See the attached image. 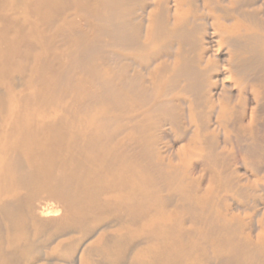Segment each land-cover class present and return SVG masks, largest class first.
Returning <instances> with one entry per match:
<instances>
[{"label":"bare ground","instance_id":"6f19581e","mask_svg":"<svg viewBox=\"0 0 264 264\" xmlns=\"http://www.w3.org/2000/svg\"><path fill=\"white\" fill-rule=\"evenodd\" d=\"M262 6L0 0V264H264L258 139L246 175L217 137L257 89Z\"/></svg>","mask_w":264,"mask_h":264},{"label":"rangeland","instance_id":"374dc122","mask_svg":"<svg viewBox=\"0 0 264 264\" xmlns=\"http://www.w3.org/2000/svg\"><path fill=\"white\" fill-rule=\"evenodd\" d=\"M264 7L262 6V13L260 14V17L263 18L264 20ZM210 21V19H208ZM197 22H202L203 20H196ZM242 23L245 26H252L251 21L249 20H245L242 21ZM207 27L210 29L209 24L207 25ZM223 52H225V49H223ZM247 78H250L249 80H251L253 83L251 84H255V87L257 88L256 90L253 89V92H251L248 97L249 100L248 104L246 105L247 109V117L246 120H244L242 122V128L240 127H235L232 128L230 126H228V124H223L222 127L219 129L217 137L220 141H222L223 139H226L227 142L225 143H221V146H224V150L223 152L225 153V155H229L231 159V167L232 168H238L240 174H246L249 175L250 171H249V167H247L245 165V161L242 159V152H244L246 150V148L248 147V145H250L249 143L252 141L251 138L252 137H257L258 141L257 143L255 142V146L259 145L257 147V149L259 150L260 154L262 155L260 157V160L262 159V161H264V93H261L259 95V99L257 100V110L255 111V113H253V120L251 122V124H248L249 118L248 116L251 113V109L252 107L256 106V103L253 101V94L258 91H261L262 89H264V64L263 67H257L256 69H251L249 70V72L246 74ZM240 78V77H239ZM260 86V87H259ZM216 88V89H215ZM220 88V83L217 84L216 87H214V91H218ZM251 96V97H250ZM251 106V107H250ZM240 109V108H239ZM240 111V110H239ZM239 115V112H238ZM215 120L214 114H212V122ZM245 126H247L248 128H245ZM172 147L174 149L178 148V146H182V144H185V141L182 140H176L174 142L171 143ZM218 150H222L221 148H218ZM198 152H202V151H198ZM203 154V152H202ZM199 156H196L195 158L191 159L192 160V164H195L196 167H200L201 166V162H200V158L198 159ZM201 157V156H200ZM259 157V156H258ZM251 158H255L257 159L256 156L251 157ZM198 159V160H196ZM254 159V160H255ZM196 160V161H195ZM238 160V161H237ZM247 169V171L245 172V170ZM201 174V173H199ZM197 176V174H196ZM257 178V177H256ZM261 182H263V180H261ZM207 177L204 178L200 184V189L203 190L205 187H207ZM202 192V191H201ZM212 202V201H211ZM217 208V207H216ZM206 212L209 213V215L212 216V203L210 205H208V207H206ZM207 215V214H206ZM208 215V216H209ZM207 229L209 230V227H207ZM209 240H211L209 238ZM208 241L201 245V248H205V252L206 255L208 257H212V248L210 247V245H208ZM207 245V246H206ZM82 244L80 243L79 246L77 247V251L74 254V258H77L79 250L81 249ZM264 249L261 251L262 255L264 256ZM206 264V263H204ZM208 264H212V262L208 263Z\"/></svg>","mask_w":264,"mask_h":264}]
</instances>
